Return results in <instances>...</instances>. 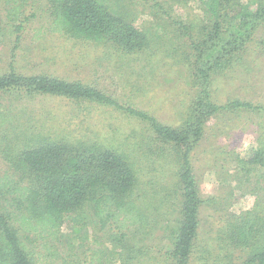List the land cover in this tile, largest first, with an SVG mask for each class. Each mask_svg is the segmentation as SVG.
I'll return each mask as SVG.
<instances>
[{"label": "rangeland", "instance_id": "obj_1", "mask_svg": "<svg viewBox=\"0 0 264 264\" xmlns=\"http://www.w3.org/2000/svg\"><path fill=\"white\" fill-rule=\"evenodd\" d=\"M103 2L143 35L141 48L48 32L34 39L35 29L51 21L52 3L17 0L18 20L26 22L11 62L16 21L6 18L11 4L0 0V74L12 63L22 76L77 81L173 128L189 119L202 88L216 105L240 100L259 106L213 113L189 154L204 202L187 264H261L250 260L252 246H264V0ZM75 100L0 90V174L18 172L13 158L45 142L109 148L134 167L130 198L149 225L128 228L126 239L113 244L109 224L86 211L81 219L87 225L77 236L67 225L61 228L55 243L60 257L50 264H95L98 258L105 264H174L169 253L181 211L180 152L143 120ZM251 213L260 233L245 245L237 231ZM33 246L40 248L39 242ZM115 251L129 259H118Z\"/></svg>", "mask_w": 264, "mask_h": 264}, {"label": "trees", "instance_id": "obj_2", "mask_svg": "<svg viewBox=\"0 0 264 264\" xmlns=\"http://www.w3.org/2000/svg\"><path fill=\"white\" fill-rule=\"evenodd\" d=\"M4 1L12 5L7 9L6 18L16 21L13 24L15 43L10 56L13 62L14 50L26 19L18 20L21 5L16 4L17 0ZM50 1L53 6L51 21L47 28L40 26L35 29L34 39L48 32L100 39L129 50L141 48L144 43L143 35L124 18V21L119 18L103 0ZM143 1L154 3L153 0ZM0 90L16 91L26 96L52 94L111 106L143 120L156 137L173 144L180 152L178 161L181 165L177 182L181 191V211L169 253L174 264H187L199 226L198 213L204 201L189 154L202 135L204 122L213 113L227 107L260 109L240 100L216 105L208 100L207 89L202 88L189 119L180 128H173L143 110L121 104L103 90L49 75L22 76L16 73L12 63L6 74H0ZM13 159L18 172L0 174V264L52 263L60 257L55 243L60 238L61 228L67 225L77 236L87 225L81 219L86 211L98 217L103 225L109 224L107 237L113 244L126 239L128 228L149 225L147 214L130 198L137 179L134 167L121 153L84 142L51 141L26 149ZM252 216L255 215L248 214L245 217L247 221L244 220L237 231L239 240L245 245L260 233L259 229L252 227ZM35 242H39V249L33 246ZM258 248L252 246L250 261L257 259L258 263L264 264V246ZM114 253L118 259H129L127 252ZM95 256L92 254L93 258ZM95 264L105 263L98 258Z\"/></svg>", "mask_w": 264, "mask_h": 264}]
</instances>
